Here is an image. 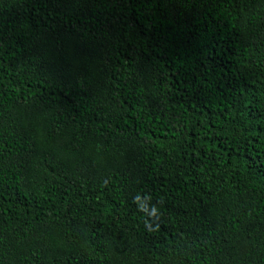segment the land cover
<instances>
[{
	"label": "trees",
	"instance_id": "trees-1",
	"mask_svg": "<svg viewBox=\"0 0 264 264\" xmlns=\"http://www.w3.org/2000/svg\"><path fill=\"white\" fill-rule=\"evenodd\" d=\"M0 264H264V0H0Z\"/></svg>",
	"mask_w": 264,
	"mask_h": 264
}]
</instances>
